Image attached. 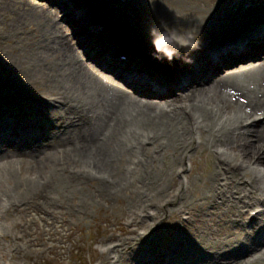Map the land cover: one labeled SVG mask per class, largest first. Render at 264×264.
Returning a JSON list of instances; mask_svg holds the SVG:
<instances>
[{"label": "bare ground", "instance_id": "obj_1", "mask_svg": "<svg viewBox=\"0 0 264 264\" xmlns=\"http://www.w3.org/2000/svg\"><path fill=\"white\" fill-rule=\"evenodd\" d=\"M59 1L50 0L51 5L31 8L33 12L28 13L30 18L41 17L49 25L46 40L37 38L32 41L33 44L24 43L16 53L20 51L23 59L27 54L32 56L29 67L39 75V81L48 89L27 88L13 79L12 75L17 72L13 67L16 65L4 58L9 55L8 52L2 54L0 50V75H3V78L0 77V135L5 132L3 135L11 137L0 136V205L4 203L7 211L10 198H19L18 195H23L28 190L41 194L51 183L56 190H67L75 185L71 177L78 175L79 170L83 172V176L93 174L95 179L100 180L101 187L106 189L109 197L118 191V182H121L120 189L122 185L132 184L136 188V179L140 181L139 186L130 191L135 197V206L140 202L135 209H157L154 213L146 214L152 219L157 218L150 226L152 232L159 229V223L170 219L174 214H171L172 211H177L182 205L190 207L187 193L196 195L197 192L193 206L179 211L180 220L182 214L188 215L183 223L189 226L194 223V230L201 228L199 226L211 228L210 225L213 226L217 221L216 234L221 235L217 244L211 238L212 248L205 250L196 248L201 246L200 242L191 244L182 238L172 242L162 241L156 243L151 252L142 254L139 262L135 264L264 262L263 227L248 231L246 236L240 235L238 230H226L219 224L223 220L221 212L217 211L219 217L200 219L197 218L199 209L196 207L199 204L200 210H205L212 206L214 210L219 205H224L225 212H230L226 222L244 221L239 209L242 205L252 206L253 210L258 209L254 217L263 211L258 205L256 195L254 196V187H257L256 190L263 197L261 205L264 206V111L259 112L264 109V55L260 57V53L264 54V29L253 35H248L252 33L251 30L247 31L234 44L235 47L227 48L225 44L211 46L204 56L189 53L194 64L212 67L214 75L198 74L199 77L196 76L193 80L202 81L193 87V81L187 82L183 90L185 94L157 93L158 96L149 97L150 80L154 79L157 84L162 85L173 82V76L164 70L166 68H161L160 62L157 67L144 51L132 47L128 52L131 55L136 52L134 58L137 63L130 68L138 64L149 73L139 75L126 70L129 67L127 53L126 60L117 57L120 44H108L106 56L102 57L101 52L107 44L98 46L97 39L85 45L73 43L72 38H69L70 33L64 29L65 25L56 18ZM13 2L16 3L17 0ZM208 2L211 5L208 11L204 8L202 11L192 8L190 12L174 16L179 19L175 22L177 24L166 22L168 30L178 29L183 35L193 38L183 40L185 44L181 49L179 44H174V34L169 32V41L166 44L169 49L180 48L181 52H185L192 44L207 43L214 35H222L227 30L234 33L237 30L234 25L260 13L258 5L264 0ZM97 3L105 7L104 4ZM0 4L2 7L9 5L6 0L0 1ZM189 17L192 18V23L185 24L184 20ZM168 19L170 18L164 16L162 22ZM73 20L76 21L74 16L65 19L66 23ZM98 25L104 26L105 23L98 21ZM149 46L155 52L153 44ZM208 55L211 57L205 59ZM236 59H240L243 64L238 66ZM112 60H119V67L112 68ZM90 62H95L99 68ZM186 64L188 63L180 60L177 66L184 67ZM220 64L226 68L220 69ZM190 67L188 65L185 72ZM160 69L162 74L159 73ZM102 70L115 71V76L124 80L128 88L116 84L115 80L108 78L110 75L104 77ZM13 85L20 90L19 94L18 90L8 87ZM184 102L188 104L183 106ZM6 103L10 105L2 111ZM188 108L195 113L191 120L198 127L199 133L202 128L207 133L206 139L198 140L194 135ZM5 112L7 119L3 118ZM257 112L263 116L255 118L254 114ZM63 116L58 122L57 118ZM172 116L177 117L174 119ZM41 120L47 123L46 131L39 128ZM7 126L9 130L3 131L2 128ZM19 126L22 128L21 133L17 131ZM153 139H156V144L159 143V146L155 144L154 147L163 146L161 152L155 153L153 157L152 149L143 155L140 140L149 144ZM2 142L19 145L17 149L13 147L11 152L5 153L1 147ZM27 146L31 150H26ZM209 148H213L214 152H210ZM204 151L207 157L200 163L202 177L196 183L193 180V170L197 163L195 153L202 154ZM186 153L191 170L185 169L184 162L181 165ZM57 156L62 161L58 160L56 163ZM28 158H43L42 162L50 165L52 172L43 176L40 161H37L30 174L24 175L28 178L18 184L13 180V172L20 169L19 166L16 167L17 163L20 165ZM250 162L253 163L252 171L246 165ZM63 164L68 169L62 173ZM179 165L183 172H187L188 180L178 192L173 193L170 191L176 181L173 170ZM139 177L146 178L139 180ZM41 178L45 180L41 181ZM162 192L168 193L169 197L165 200L159 198L158 195ZM181 199L183 200L179 201ZM15 209L17 213L20 211L19 206ZM135 209H129L131 215ZM9 211L12 212L11 209ZM3 212L5 211L0 208V218L6 216ZM213 213L216 214L215 211ZM134 221L135 217L131 218L130 225ZM242 227L248 228V225ZM249 228L251 229V225ZM5 230L6 226L0 225V238ZM225 237L229 243H226ZM147 240L152 241L145 236L131 237L130 241L123 239L113 248L118 255L110 256L112 263L116 261L115 264H123L121 256L124 258L132 254L131 249L127 251L132 247L137 246L141 250V245ZM2 248L0 240V252ZM17 248L14 243L11 251ZM111 250L109 248L103 253L109 254ZM160 250L165 251L163 255L171 254L172 262L167 257L158 260ZM253 253L256 258L249 257ZM0 264H6L3 263L2 256Z\"/></svg>", "mask_w": 264, "mask_h": 264}, {"label": "rangeland", "instance_id": "obj_2", "mask_svg": "<svg viewBox=\"0 0 264 264\" xmlns=\"http://www.w3.org/2000/svg\"><path fill=\"white\" fill-rule=\"evenodd\" d=\"M0 1L2 2L3 0ZM63 1L60 0L58 3L59 6H56L59 10L56 18L61 24L65 25L64 29L71 31L76 22L74 21L71 23H66V21H63V17L67 15H75L76 17L75 13L79 12V14H82L85 18L86 8L90 9L89 11H91V14L94 12L99 13L97 11L103 7L97 3L98 1L106 6L104 8L106 10L105 13L108 14L109 21L112 25H118L119 27L124 26L126 28L128 27L136 42L143 40L146 44H149V41H152L150 40L152 38L149 34L150 29L159 27L162 22V17L166 16L167 18H170L165 22L175 23L179 20L178 18L174 17L176 14L179 15L188 11L190 12L192 8L196 9L197 11H202L204 8L206 11H208L211 6L208 0H95L94 2H90V0ZM214 1L223 3L225 0ZM227 1L229 2L231 0ZM40 2V4H34L30 0H17V2L14 3L13 0H6V4L9 5L2 7L0 4V50H2V54H4L5 51L8 52L9 55H6L4 58L12 61L16 65L13 67L15 70H17V72L12 75L13 79L27 88L40 87L42 89H48L39 81V75L31 67H29L32 56L27 54L25 59H23L20 51L18 54H16L21 45L24 43L33 44L32 41L37 38L46 40V34L48 33L47 30L49 28L48 23H46L41 17L36 18L35 16V18H30V16H28L29 12H33L31 8L33 9L34 7H40L42 5L49 4L47 0H40ZM90 3L94 4L95 8H93ZM191 19L192 18L190 17L187 18L184 20V23H192ZM245 24L246 23L242 24L241 26L244 27ZM129 25H133L135 28H129ZM234 26H237V24ZM104 27L106 29L108 28L106 25H104ZM239 27L240 26L234 28L238 29ZM223 30L221 33H223ZM180 31L181 30L178 29H167V33L172 32L174 34V38L193 40L190 35H183ZM230 32L233 34L232 31ZM218 35H214L212 38ZM70 36L73 42H81L89 38L87 36ZM94 39L95 36H91L90 40L94 41ZM179 41L180 40H178L176 44H180ZM97 44L99 43L97 42ZM260 55L263 57L264 54L260 53ZM238 62H240L239 59L237 60V63ZM212 69L213 68L210 67V69L206 70V74H213ZM2 76L3 75H0V77ZM9 105L10 104H8V106ZM262 111H264V109L259 110V112ZM62 118H64V116L57 118L58 122H60ZM46 124L47 123L45 121L41 120L39 122V128L46 131ZM5 130H9V126L4 127L3 131ZM17 131L21 133L22 128L20 126L17 127ZM3 134H5V132H2V135L0 136L11 138ZM9 143L10 142L1 143V147L5 150V153L11 152L13 147L17 149L19 145V143H17L13 146V144ZM53 149H55V147H53ZM209 149L211 150V148ZM26 150H31V147L27 146ZM202 154L203 156H201ZM202 154H195L197 163L195 170H193V180H196V183L198 182L197 179L202 177L200 174V163L207 157L205 151ZM43 158L39 160H32L28 158L24 159L22 161L23 163L20 165L17 163L16 167L19 166L20 169H16V171L13 172V180L20 184L21 181H24L23 179H27L28 176L24 175L26 173L30 174L37 161H40L41 173L43 176L44 174L48 175L51 173V166L44 164L42 162ZM55 160L56 163H58V160L59 162L62 161L58 156ZM179 167L180 165L175 167L176 169L174 168L173 171V173L175 172L176 177L175 185L170 189V191L173 193H176L179 187V179L176 176V170ZM66 169L67 167L64 166L63 171ZM118 174L123 176V173L121 172ZM79 177L82 179L84 178L83 176ZM143 178L146 177H139L138 179L142 180ZM82 179H75V185L67 190H56L51 183L49 184L48 189H44L40 195L33 192L24 194L19 197L18 201L20 203L21 199L24 201L28 200L26 205H21L22 208L24 207L23 212H19V214L16 215L8 211L3 212L6 216L0 218L1 227H5V224L12 223L14 221L19 222L16 229H14L12 226L11 230L9 231L11 232L10 236L6 237L2 235L0 238L3 244V248L0 252L3 263L110 264V256L118 253L115 249H113L111 250V253L104 254L101 252L102 247L109 249L110 247L117 244V242H122L123 239L130 241L131 237H138L136 232L137 229H142L145 231V228L147 229L155 222V220H157H153L146 216L142 218L137 216L135 212L133 215H131V211L129 209L136 208L140 203L139 202L135 206V197H133L130 193V191L135 188L133 187V184L131 186L122 185V189H120L121 182H118V187H116L118 191L109 197V195L106 194V189H103V187L98 184V180H92V178L89 180V178H85L87 180L86 181ZM40 180L44 181L45 179L41 178ZM139 183L140 181L135 179L134 184H138L137 187L139 186ZM44 192H48V195H46ZM196 196L197 192L196 195L194 193L190 194L189 204L194 203ZM158 197L165 200L169 197V195L166 192H162L158 195ZM11 201L15 202V199L11 198ZM4 205V203L0 205V208L3 211L5 210ZM186 207L191 208V206L189 207L187 205H182L180 209L175 211L174 214L170 216L166 227H159V229L155 230L154 240L158 241L152 244L143 243L144 245H141V250H139L137 246L134 248H129L127 251L131 249L133 252L124 258L121 256L122 263L135 264L139 262L142 254L145 252H151V250H153V246L156 243L162 241L172 242L182 238L185 241L188 240L191 244L200 242L201 246L196 248L205 250H209L207 248H212L211 238H214L217 244V241L221 236L220 233H218L216 239L217 231L215 228L217 227L218 222L216 221L213 226L210 225L211 228L198 225L201 228L194 230V223L189 226L180 220L179 213ZM137 209L140 210V208ZM152 210V208L149 209V211ZM225 210L226 207L224 205L220 208H214V210L211 206L205 212H200V219H213L215 217H219L217 216L219 215L217 211L223 213ZM213 211H215L216 214H214ZM229 213L230 212H228L226 215H222L223 220H221L222 222L219 224L223 225V228L226 230L235 229L239 231L241 229L240 224H229L226 222ZM131 216L136 217V221H134L132 225H130ZM25 218H27L26 225H29L28 228L30 227L29 232H31V235H26L24 238L17 240L19 243H28V245L26 244V248L22 251V254H27L24 256L20 254L18 250L11 251V248L14 246L13 236L17 233L24 234L23 224L26 222ZM141 219L144 221L137 222ZM35 231L38 233H34ZM208 234H210V236H208ZM239 234L241 235V230L239 231ZM227 239L228 238H225V241L226 243H229ZM34 242L37 244L35 247L36 251L33 250L34 247L31 245V243ZM164 252V250H160L158 252V260L165 257V255H163ZM168 256L169 261L172 262L171 254H168Z\"/></svg>", "mask_w": 264, "mask_h": 264}, {"label": "clouds", "instance_id": "obj_3", "mask_svg": "<svg viewBox=\"0 0 264 264\" xmlns=\"http://www.w3.org/2000/svg\"><path fill=\"white\" fill-rule=\"evenodd\" d=\"M168 25L166 22H161L160 29L151 28L150 36L152 37V44L155 49V58L156 59H164L167 58L169 62L173 60L174 57L182 59L185 63H192V58L189 53L198 48V44H192L191 47L181 55L180 48L175 50L169 49L166 44L169 41V35L167 34ZM181 45L185 44V41H179Z\"/></svg>", "mask_w": 264, "mask_h": 264}]
</instances>
